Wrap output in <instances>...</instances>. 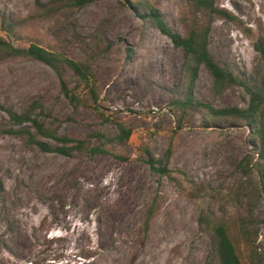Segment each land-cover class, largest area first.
Returning a JSON list of instances; mask_svg holds the SVG:
<instances>
[{"label": "rangeland", "instance_id": "374dc122", "mask_svg": "<svg viewBox=\"0 0 264 264\" xmlns=\"http://www.w3.org/2000/svg\"><path fill=\"white\" fill-rule=\"evenodd\" d=\"M59 2L0 0V39L89 63L98 109L69 102L59 76L45 64L4 51L0 105L18 113L34 106L59 138L117 133L116 123L132 135L125 144H107L108 154L45 153L26 134L7 132H34L31 123L14 126L0 109V264H220L218 224L228 228L243 264H264V193L255 167L248 175L239 168L245 160L254 165L259 147L244 124L208 127L202 112L177 127L172 101L182 83V51L133 9H159L183 36L208 27L215 60L250 79L262 72L255 45L264 40V0H215L222 14L188 0H96L73 13L54 11ZM63 76L69 88H79L71 71ZM193 95L218 107L249 102L242 88L214 96L204 68ZM169 151L170 177L154 173L149 156L161 159ZM243 218L257 230L253 246L241 235Z\"/></svg>", "mask_w": 264, "mask_h": 264}, {"label": "trees", "instance_id": "16d2710c", "mask_svg": "<svg viewBox=\"0 0 264 264\" xmlns=\"http://www.w3.org/2000/svg\"><path fill=\"white\" fill-rule=\"evenodd\" d=\"M96 0H60L59 5L53 8L55 11H68L73 13ZM199 9H203L210 14H222L223 12L216 7L215 0H188ZM141 19H148L150 23L163 35L168 37L173 46L180 49L183 54V64L181 67L182 83L179 90L175 93V99L172 101V107L177 117V127L183 125L184 120L192 113L202 112L205 121L212 127L214 123H228L231 127L244 124L251 136L254 146L259 147L258 158L254 165L251 161L242 162L239 166L241 171L248 175L253 167L259 176L261 190L264 193V40H259L255 49L259 54L262 72L253 78H240L230 70L221 66L209 50V31L208 27L201 29H190L183 36L173 31L166 23L163 13L149 5L144 6L145 12H139L138 6H133ZM110 43H106V49H111ZM0 51H4L11 56L27 57L39 61L51 68L60 78L61 93L74 106L91 104L98 109V100L100 97L98 83L93 72L92 66L84 61H76L59 53L49 51L39 45L31 44L28 48H15L11 44L0 39ZM206 69L212 76V93L214 96L235 89L242 88L249 97L246 107H218L211 103H203L193 95L194 86L202 69ZM68 69L80 81L79 88L71 89L63 76V70ZM0 109H5L0 105ZM9 115L10 121L14 126H23L31 123L30 128L19 130H7L8 133L24 135L26 134L31 144L36 145L42 152L56 153L62 156H71L73 152L93 156L95 154H108L105 149L107 144H125L132 135V130L121 123H116L117 133L96 132L91 134L86 140H75L68 137H57L37 114H34L35 107L18 113L5 109ZM37 137L51 138L60 142V146L51 147ZM93 139L100 142L99 145L92 143ZM70 145V146H69ZM170 151L161 159H155L149 156V165L154 173L161 176L171 175L169 168ZM154 213L151 206L148 210V221ZM241 235L248 245L253 246L258 237L254 222L251 218H243L240 223ZM215 253L220 264H243L236 252L228 228L223 224H218L214 228ZM258 257L257 252L254 257Z\"/></svg>", "mask_w": 264, "mask_h": 264}]
</instances>
